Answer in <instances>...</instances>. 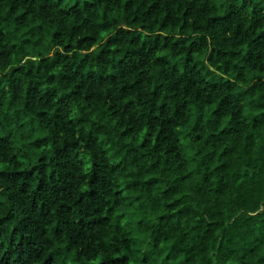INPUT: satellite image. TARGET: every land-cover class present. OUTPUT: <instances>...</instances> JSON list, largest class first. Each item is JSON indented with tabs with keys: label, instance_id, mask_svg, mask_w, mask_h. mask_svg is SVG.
Returning a JSON list of instances; mask_svg holds the SVG:
<instances>
[{
	"label": "clouds",
	"instance_id": "1",
	"mask_svg": "<svg viewBox=\"0 0 264 264\" xmlns=\"http://www.w3.org/2000/svg\"><path fill=\"white\" fill-rule=\"evenodd\" d=\"M0 264H264V0H0Z\"/></svg>",
	"mask_w": 264,
	"mask_h": 264
}]
</instances>
